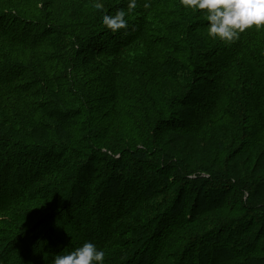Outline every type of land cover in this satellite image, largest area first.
Returning a JSON list of instances; mask_svg holds the SVG:
<instances>
[{
  "label": "rangeland",
  "instance_id": "rangeland-1",
  "mask_svg": "<svg viewBox=\"0 0 264 264\" xmlns=\"http://www.w3.org/2000/svg\"><path fill=\"white\" fill-rule=\"evenodd\" d=\"M164 3L161 6H165L169 21H183L180 29L184 31V38L182 42L171 43L172 50L165 52V55L171 57L166 59V64H178L164 66V77L159 91L153 82L146 81L145 77L140 75V67L134 77L127 68L120 74L121 98L115 110L122 121H113L112 117H109L110 114L96 117L91 114V110H87L89 114H81L74 125L75 128L81 127L85 136L90 134L94 138L108 131L107 143L102 144L101 151L107 161L115 163L113 171L117 174L110 172L109 177L119 182L123 177L128 182V185H125L128 190L125 217L114 226L113 245L109 250L110 259L114 260L115 264H147L142 254L151 252L149 240L153 233L160 229L162 218L167 216L170 223L175 222L181 210H184L187 218H190L193 212L202 218L192 225V230L178 231L175 238H172L171 234L167 235L166 246L164 245L156 264H221L217 263L218 253L214 252L212 242L222 245L220 248L224 250H221V253H227L225 248L231 249L235 240L242 236L243 227L248 224L252 226L248 233L250 238L255 237L254 232L259 233L264 229V123L259 122V110L250 105L253 110L250 112L247 105L246 108L243 107L244 100H251L254 94L252 90V94L248 92L247 95L244 94V89L237 92L231 82H224L225 88L216 94L215 102H210V95L200 87L201 85L191 89L184 82L189 80L190 71L186 69L187 64L182 62L179 54L184 51H205V43L207 39L210 40V36L202 31L191 35L185 30L184 22L187 19L180 12L179 0H165ZM40 6L41 4L35 10ZM36 13L38 17L43 18L41 11ZM54 19L53 23L58 25L55 27L56 31L58 28L64 30L61 34L48 36L43 51L50 52L51 57L47 58H51L48 68L58 87L55 91L62 92L75 108L78 106L76 100L82 104L84 98L94 95L97 87L94 77L88 72L81 74L78 70H73L71 65V52L77 47L74 27L82 26V30H88V26L82 21H77L75 14H65L64 10L55 14ZM70 30L73 31L71 41L64 39V33ZM12 56L25 71L27 68H33L29 54L17 50ZM194 59L196 63L200 62L198 56H194ZM172 69L177 74H183L184 81H178L177 74L172 77ZM227 80L232 78L228 77ZM50 97L51 99L45 102L46 110H40L38 114L30 115L17 110V122L28 124L29 129H26L25 133L35 132L36 136L30 139L34 144L28 148L25 157L20 158L25 148L13 150L10 154L0 149V160L7 158L6 165L1 164V171L2 168L7 169L12 161L23 162L19 167H12V183H21L18 173L35 179L27 188L15 187L20 198L12 210L13 215L8 219L9 224L3 225L2 236L14 234L15 231L7 226L18 225L26 228L42 218L45 213L53 214V222L63 225L55 218L61 216L65 220L63 211L73 209L71 202L77 198L74 187L77 176H73L78 173V168L69 166L67 170H73L67 171L65 167L71 164L69 155L74 161L78 158L84 159L77 149L71 146V136L67 137L59 131L50 117L51 114L61 113V109L67 110L58 106L55 97ZM179 99L187 102L178 117L179 124H175L174 128L170 127L171 131L167 133L162 148L156 146L153 149L155 155L150 156V153H145L146 144L154 141L153 126L157 115L166 105H173L171 109L176 105L175 109L179 110L182 105L178 107L175 103ZM207 103H213V109L210 113L201 112L202 105ZM8 118V115L3 117L5 121H8ZM197 123L199 128L201 127L198 131L183 132L180 129L190 128ZM52 137H55V140ZM57 143L61 151L56 149L59 153L54 151L55 157L50 156L49 152L56 148ZM131 144L136 150L126 151ZM151 146H155V143ZM115 159H118V162H115ZM94 166L90 168L93 169ZM59 167L67 172L63 180L57 178L63 183L53 185L57 182L56 179L47 182L42 180L45 175H41L46 174V171L53 169L52 178ZM99 169L97 166L95 170L98 179L97 192H102L104 182ZM69 178L70 181H67ZM223 224H227L225 231L218 228ZM211 232L215 233V237ZM200 233L203 234L194 238ZM210 237L214 239L211 240ZM247 238L248 236H244V239ZM205 244L208 246L204 247ZM9 246L10 244L0 243L1 250ZM258 256L262 258L259 264H264L261 242ZM239 261H244L243 256L235 255L230 264H238Z\"/></svg>",
  "mask_w": 264,
  "mask_h": 264
},
{
  "label": "trees",
  "instance_id": "trees-1",
  "mask_svg": "<svg viewBox=\"0 0 264 264\" xmlns=\"http://www.w3.org/2000/svg\"><path fill=\"white\" fill-rule=\"evenodd\" d=\"M164 2L165 0H137V7L128 11L129 0H0V149L10 154L13 150L25 148L20 158L25 157L28 148L34 144L30 139L36 136L35 132L25 133V130L29 129L28 124L17 122L16 117H19L17 110L30 115L38 114L40 110H46L45 102L51 99V95L56 98L59 107L67 110L61 109L63 114H51L50 117L53 118L59 131L67 137L71 136L72 145H70L76 148L84 159L78 158L74 161L71 155L68 156L71 164L65 169L67 170L69 166L78 168V173L73 176V178L77 176L74 181L77 198L71 202L73 209L63 211L66 215L65 220L61 216L55 218L63 225L53 222V214L45 213L42 218L26 228L18 225L7 226L15 231L9 236H2L3 225L9 224L8 219L13 215L12 210L20 198L17 195V188H27L32 180L35 182V179L18 173L21 183L11 182L12 167L22 165L21 160L12 161L7 169L0 170V243L10 244L4 250L0 248V264H53L56 256L75 251L87 242L94 243L99 250L105 252V264H115V261L110 259L109 250L113 245L114 226L125 217L128 195L125 185H128V182L123 177L120 182L109 177L110 172L114 174L115 163L107 161L101 151L102 144L107 143L108 131H104L96 138L90 134L85 136L81 127L75 128L74 122L81 114H87V110H91V114L96 117L110 114L109 117H112L113 121H122L115 110L121 98L120 74L127 68L134 77L140 67V75L145 77L146 81L153 82L152 84L159 91L164 77L162 74L164 66L178 64L172 62L166 64V59L171 57L165 55V52L172 50L171 43L182 42L184 38V31L180 29L183 21H169L165 6H161L165 4ZM96 3L102 4L101 10L95 8ZM39 4L41 6L35 10ZM63 10L67 15L75 14L77 21H82L88 26V30H82V26L74 27L77 47L72 49L71 65L73 70H78L81 74L88 72L94 77L97 86L94 95H88L82 100V104L76 100L78 106L75 108L62 92L55 91L58 87L48 68L51 58L49 60L47 58L51 57L50 52L43 51L48 36L54 33L61 34L64 30L58 28L56 31L55 27L58 25L53 23L54 15ZM120 10L127 12L128 24L126 28L113 32L102 23V17L105 14L115 15ZM36 11H41L43 18L38 17ZM180 12L187 19L184 22L187 32L191 35H195L197 31L208 34L210 22L207 20V10L187 9L180 4ZM64 34V39L68 38L71 41L73 31ZM205 44V51L190 53L184 51L179 54L182 62L187 64L186 69L190 71L189 80L184 81L183 74H177L174 69H172L174 71L172 77L177 74L178 81L183 80L191 89L201 85L200 87L210 95L208 100L210 102H215L216 94L225 88L224 82H231V86L235 87L237 92L244 89V94L247 95L248 92L252 94V90L254 94L251 100L249 102L244 100L243 107L246 108L247 105V110L250 112L253 111L251 106L259 110L257 114L260 117L259 122L264 123V26L259 28L254 26L246 30L235 41L210 37ZM17 50L30 55L34 69L27 68L25 71L19 65L17 59L12 56ZM194 56H198L199 63H196ZM228 77L232 80H227ZM175 103L178 107L182 105L179 110L175 109L176 105L172 109L173 105H166L157 115V124L153 126L154 141L146 144L145 153H150V156L155 155L153 149L156 146L162 148L167 133L171 131L170 127L174 128L175 124H179L178 117L187 102L179 99ZM208 103L202 105L201 112H211L213 103L210 105ZM6 115L9 116L8 121L3 119ZM199 126L197 123L190 128L180 129L183 132L198 131L201 128ZM52 139L55 140V137ZM153 143L155 146H151ZM58 146L59 143L49 152L50 156L55 157L54 151L57 154L61 151ZM133 146V144L129 145L126 151L136 150ZM5 159L7 158L0 160V168L1 164L6 165ZM115 162H118V159H115ZM93 165L94 168H90ZM97 166L100 167L99 171L103 176L102 192H97L98 179L95 171ZM65 169L59 167L52 178L53 169L46 171V174L41 175H45L42 180L47 182L56 179L57 182L53 185L63 183L58 179L65 178L67 173ZM71 170L73 169L67 171ZM201 218L194 212L190 218H187L184 210H181L175 222L170 223L167 216L163 217L159 225L160 229L158 228L152 238L150 237L151 252L142 254L143 259L147 264H156L164 245L166 246L167 235L171 234V237L175 238L178 231L192 230V225ZM226 226L227 224H223L218 228L225 231ZM251 229L250 224L243 227L242 236L235 240L231 249L225 248L227 253H221L220 251L224 250L220 248L222 245L212 242L214 252L218 253L217 263L230 264V260L235 255H241L244 261H239L238 264H259L262 260L258 256L260 242L264 250V229L259 233L254 232L255 237L250 238L248 233ZM211 235L215 237L214 232ZM244 236L248 238L244 239ZM207 246L205 244L204 247Z\"/></svg>",
  "mask_w": 264,
  "mask_h": 264
},
{
  "label": "clouds",
  "instance_id": "clouds-1",
  "mask_svg": "<svg viewBox=\"0 0 264 264\" xmlns=\"http://www.w3.org/2000/svg\"><path fill=\"white\" fill-rule=\"evenodd\" d=\"M181 6L192 10H207L208 35L225 41H235L254 26H264V0H180ZM148 5H145L147 7ZM137 7V0H129L128 11ZM99 11L102 4L96 3ZM127 12L103 15L102 23L113 32L127 27ZM53 264H105V252L87 242L66 255L56 256Z\"/></svg>",
  "mask_w": 264,
  "mask_h": 264
}]
</instances>
